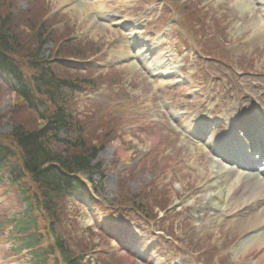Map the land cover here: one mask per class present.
<instances>
[{"label": "rangeland", "instance_id": "374dc122", "mask_svg": "<svg viewBox=\"0 0 264 264\" xmlns=\"http://www.w3.org/2000/svg\"><path fill=\"white\" fill-rule=\"evenodd\" d=\"M239 1L0 0V16L11 11L20 36L29 31L27 18L47 23L52 34L45 56L73 42L81 55L60 66L94 84L77 91L70 109L91 130V141L106 135L107 146L93 162L101 166L81 174L86 188L67 198L68 215L57 229L77 252L85 250L83 264H264V249L243 253L262 224L245 221L260 206L247 212L229 195L218 222L200 214L210 206L206 195L216 198L224 189L213 180L218 164L189 138L195 119L205 114L215 118L206 133L217 128L223 135L228 103L238 114L264 113V0ZM101 2L103 11L96 6ZM242 2L261 9L255 18L263 25L260 39L252 18L237 10ZM137 31L148 42L134 40ZM244 78L251 80L250 99L241 98ZM13 85L0 74V138L8 144L13 123L41 127L18 103ZM4 188L0 226L22 209L18 194ZM42 217L48 246L53 236ZM122 224L129 228L128 243L132 232L139 239L131 250L111 229ZM12 229L0 227V264H34L25 251H14Z\"/></svg>", "mask_w": 264, "mask_h": 264}, {"label": "trees", "instance_id": "16d2710c", "mask_svg": "<svg viewBox=\"0 0 264 264\" xmlns=\"http://www.w3.org/2000/svg\"><path fill=\"white\" fill-rule=\"evenodd\" d=\"M26 21L29 31L20 36L12 12L0 16V74L14 84L18 103L32 111L41 127L31 130L22 122L13 123L11 143L0 138V186L6 193L15 191L22 203L15 217L0 227L13 226L10 236L16 240V252L25 250L34 264H82L85 250L77 252L57 229L68 215L67 198L84 188L80 174L101 166L93 161L107 146V138L102 135L93 143L91 130L70 109L76 90L94 85L60 66L81 50L68 41L55 55L45 56L52 30L42 19ZM39 216L48 221L44 228L53 236L48 246L42 243Z\"/></svg>", "mask_w": 264, "mask_h": 264}, {"label": "bare ground", "instance_id": "6f19581e", "mask_svg": "<svg viewBox=\"0 0 264 264\" xmlns=\"http://www.w3.org/2000/svg\"><path fill=\"white\" fill-rule=\"evenodd\" d=\"M241 1L242 0H240L239 2ZM99 4L100 5H96V6L98 7L100 11H103L106 8L105 5H103L102 2ZM248 5L249 4L242 2L237 7V10H239V13L241 12L242 14H247L249 18H252L253 20V22H251L252 30L254 32V35L259 36L258 39H260L263 34L262 33L263 25L262 23L255 20V18L257 16V13L261 11V9L255 11L253 7H249ZM79 7H82L81 4ZM134 35L139 36L136 32ZM139 40L141 41V43L146 42V40L142 42L143 38H141V36H139ZM160 64H161V61H160ZM131 67H134V65H131ZM233 115L234 113H232L231 115H228V118L231 117L232 119ZM248 130L251 132V134L254 132V129L251 126H249ZM232 131L234 130L232 129ZM228 134H230V131L228 132ZM235 139L236 138H234V142H235ZM226 143H227V140H226ZM248 144L249 143L245 141L242 144H240V146L246 149ZM203 148L208 150L207 152L210 155L214 154L211 144H205V147ZM258 150L259 151L257 152V154L259 155L257 157H253V155H249L248 152L244 153L245 158L248 159V162H247L248 164H250L251 162H254L256 166H259V169H261L260 170L261 172L258 173V175L253 174V173L244 174L242 172V173H238L236 176V170L233 169L234 167H231V169H229L228 171L227 170L224 171L227 165H223V164L220 165V163L219 165H217V170L215 171V175L213 174L215 176L213 180L215 181V184H216L215 186H217L216 188H218V190H221L222 188L224 190L223 192L220 191L221 193L219 192L216 198H214L212 195H210V197L208 198V194L206 195L207 199L210 201L209 202L210 206H209V209L207 210L203 209L200 211V214L203 216V219L206 220V217L208 216V219L218 222L220 218L223 216V211L229 205L227 204L226 200H227V197L230 195L229 200H232L231 202H235L237 205H240V207H243V209H245V211L247 212L252 210L251 207L255 208V207L260 206V210L254 213L245 222H247L248 224L253 223V227L254 225L259 224L260 222L262 223L261 226L264 224V180L259 178L260 175L264 173V157L263 159L260 158V155L263 154V152L261 149H258ZM251 157L252 159H254L253 161ZM232 159L234 161L233 162L234 165L239 164L237 160V156L233 157ZM234 176L236 177L233 178ZM211 187H213V185H211ZM241 191H242V194H240L239 196V193ZM255 231H256L255 234L251 238L246 239L245 241V246L243 250V253L245 254L250 253L252 250L259 249L262 251L264 249V227L262 226L261 230L259 229L257 231L256 229Z\"/></svg>", "mask_w": 264, "mask_h": 264}]
</instances>
